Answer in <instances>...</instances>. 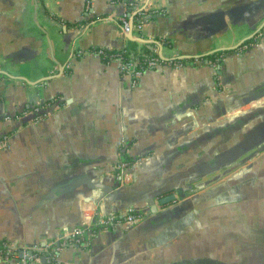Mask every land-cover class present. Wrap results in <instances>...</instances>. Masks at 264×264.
I'll use <instances>...</instances> for the list:
<instances>
[{
  "label": "crops",
  "instance_id": "1",
  "mask_svg": "<svg viewBox=\"0 0 264 264\" xmlns=\"http://www.w3.org/2000/svg\"><path fill=\"white\" fill-rule=\"evenodd\" d=\"M121 1L143 13L133 39L155 44L122 35ZM121 1L0 0V241L45 244L81 226L84 205L143 211L178 190L176 209L34 264H217L226 223L261 184L223 157L264 138V28L241 44L264 23V0ZM123 47L167 61L133 80L77 54ZM121 149L136 162L124 183Z\"/></svg>",
  "mask_w": 264,
  "mask_h": 264
},
{
  "label": "water",
  "instance_id": "2",
  "mask_svg": "<svg viewBox=\"0 0 264 264\" xmlns=\"http://www.w3.org/2000/svg\"><path fill=\"white\" fill-rule=\"evenodd\" d=\"M222 18V15H220ZM132 24V19L130 20V26ZM264 23L257 29L253 35L244 39L242 43L248 41V39L254 37L259 31L263 30ZM227 29L226 25L221 23L220 27H218L215 32H224ZM125 37L133 42H139L144 44H151L154 41H145L140 38L133 39L131 30L125 35ZM239 47V46H237ZM237 47L233 48H221L216 51H212L207 53L205 56L217 54V53H227L235 50ZM161 49V46H159ZM158 58L160 61L165 60L161 54L158 53ZM202 58V56L195 57H181L176 58L177 60H194ZM174 59V60H176ZM23 125V124H21ZM262 134L264 136V127L256 130V134ZM259 135V134H258ZM250 143L248 146L247 141L243 140L240 143L241 155L238 157H228V155H224L223 157V166L226 168L230 166L233 161L236 159H240L235 165V167L242 168V171L245 172L247 170L252 171L249 176L255 177L257 181L261 182L259 184V188L256 190V194L250 200L248 204H244L235 219H230L228 223H226L225 235H224V243H223V261H219L217 264H264V138L256 139L255 141L249 140ZM248 152V155H243ZM232 167V168H235ZM128 170L125 171L127 173ZM232 170L227 169L224 171V176L229 174ZM211 183V181H209ZM177 191V198L174 194H169L162 198H159L157 203H154V200L150 201L147 204V208L143 209V211L147 215H154L159 210H169L172 211L176 209L180 204L177 202V199H183L180 195L179 191ZM171 203V205H170ZM128 209L135 208H127ZM122 211V212H124ZM168 212V211H167ZM121 228V227H120ZM129 231V230H128ZM44 244L31 246V247H43ZM18 255L21 256V249H18ZM41 263H45V257L41 258ZM210 262V260H209ZM213 264H216L214 260Z\"/></svg>",
  "mask_w": 264,
  "mask_h": 264
},
{
  "label": "built area",
  "instance_id": "3",
  "mask_svg": "<svg viewBox=\"0 0 264 264\" xmlns=\"http://www.w3.org/2000/svg\"><path fill=\"white\" fill-rule=\"evenodd\" d=\"M125 11L121 15L120 25L122 35H126L130 30L131 33L137 32L142 28L143 16L140 15L136 20L133 19L135 14V5L133 3H125ZM132 24L130 26V20ZM156 52V51H155ZM78 55L94 54L98 57L103 54L100 49L89 50L86 52H78ZM117 63L121 73H125L136 80L139 78L143 71L150 67H155L159 62V58H152L146 64V68H137L138 62L122 63L119 57L110 59V62ZM163 62V61H162ZM124 141L121 140L120 146L122 148ZM0 146H6V140L0 142ZM135 161L132 162L127 158L125 151L121 149L117 157L116 172L119 177V182L124 183L128 179V174L125 171L132 166ZM147 217V214L139 209H128L127 211L120 213H105L100 205H84L82 207V225L76 226L68 230L62 231L56 239L45 243L43 247H16L15 245L7 242L0 241V261H5L13 264H34L39 263L42 257H45V261L55 260L59 253L71 245H78L86 240H89L99 231H107L115 227H121L124 231H128L142 220ZM18 249H21V256L18 255Z\"/></svg>",
  "mask_w": 264,
  "mask_h": 264
},
{
  "label": "trees",
  "instance_id": "4",
  "mask_svg": "<svg viewBox=\"0 0 264 264\" xmlns=\"http://www.w3.org/2000/svg\"><path fill=\"white\" fill-rule=\"evenodd\" d=\"M115 1H121V0H115ZM142 14H143L142 12L134 14L133 19L136 20ZM248 43L249 42H246L245 45H247ZM97 49H100L103 52V54H101L100 56V59L104 63H109L110 59L119 57L122 63H132L134 61H137L138 62L137 68H140V69L146 68L147 66L146 64L149 62L150 59L157 58L156 55L152 51H149V50H144L142 54H136V53H132L129 49L125 47L121 49H111V50H106L102 48H97ZM90 50L92 51L95 49H90ZM209 57L210 59H212L213 56H209ZM175 62L182 63V64L185 63L183 60H177V61H174V63ZM159 63H162V61H160Z\"/></svg>",
  "mask_w": 264,
  "mask_h": 264
},
{
  "label": "flooded vegetation",
  "instance_id": "5",
  "mask_svg": "<svg viewBox=\"0 0 264 264\" xmlns=\"http://www.w3.org/2000/svg\"><path fill=\"white\" fill-rule=\"evenodd\" d=\"M132 162H134L132 159H131Z\"/></svg>",
  "mask_w": 264,
  "mask_h": 264
}]
</instances>
